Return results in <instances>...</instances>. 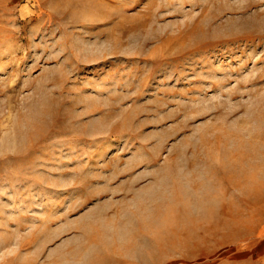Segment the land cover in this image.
Wrapping results in <instances>:
<instances>
[{
	"label": "rangeland",
	"instance_id": "obj_1",
	"mask_svg": "<svg viewBox=\"0 0 264 264\" xmlns=\"http://www.w3.org/2000/svg\"><path fill=\"white\" fill-rule=\"evenodd\" d=\"M0 264H264V0H0Z\"/></svg>",
	"mask_w": 264,
	"mask_h": 264
}]
</instances>
